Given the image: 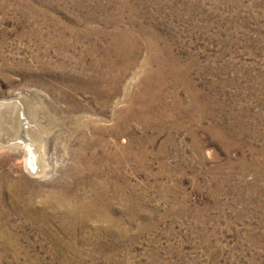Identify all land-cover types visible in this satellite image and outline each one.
<instances>
[{"label":"rangeland","instance_id":"1","mask_svg":"<svg viewBox=\"0 0 264 264\" xmlns=\"http://www.w3.org/2000/svg\"><path fill=\"white\" fill-rule=\"evenodd\" d=\"M87 77L120 102L103 111L73 88ZM139 91L151 122L116 131ZM13 99L46 173L0 137V264H264V0H0V101ZM91 136L106 144L80 162Z\"/></svg>","mask_w":264,"mask_h":264},{"label":"bare ground","instance_id":"2","mask_svg":"<svg viewBox=\"0 0 264 264\" xmlns=\"http://www.w3.org/2000/svg\"><path fill=\"white\" fill-rule=\"evenodd\" d=\"M74 27H76V26H74ZM130 30H131V28H130ZM101 40H103V39H101ZM126 40L127 39H125V38H124V40H118V42L121 41L120 45L115 48V53H116L115 62L118 63L120 61L125 60V58L127 59L126 64H124V70L125 71L136 60V52H133V53L131 52V54L128 53V51H129V48H128L129 42H127ZM132 41H134V46L138 50V48H139V44L137 42L138 40L135 39V37H133ZM108 53H109L108 49L102 51L101 59L103 60V62H105V58H106V55ZM154 58H155V56L153 55V59ZM96 68H97V66H96ZM84 81H85V83L77 81L74 84L73 88L75 90L76 89H81V90H85L87 92L92 93L94 98H95V100L101 106L103 111H105L106 108H108L111 104L117 103L119 101L120 97L118 96V94H119L118 87L111 86V87H107L105 89L101 88L102 84L107 83L105 78L103 79L101 77H87L86 80H84ZM126 90H128V89H126ZM126 98H128V97H126ZM152 100H153V98L151 97V95L146 94L144 91H139L138 94H136L133 97V99L131 100V102L129 104V107H127L126 109L122 110L123 112L118 114L114 129L117 131L119 128H125V126H128L129 121L131 119H137L138 121H141L144 125H148L151 122V117L153 116V113L155 111L154 110V103H153ZM68 101H69L70 108H75V107L78 106V101H76L75 99H69ZM88 117H90V116H88ZM88 119H90V118H88ZM83 121H85V120H83ZM81 123H82V121H81ZM88 124L90 126V123H88L87 121H85V123L83 122V126H85V127ZM33 129L28 123V120H27V117H26V110H25L24 102H22L19 99L2 100V101H0V137L3 138L5 141H7L6 142L7 144L9 143L10 145H17V146L23 147L24 148V158H25V161H26L25 163L27 165V169H28L29 173H31V175H34V176H40V175L46 173V168L44 166H42L43 164H41V161H40L41 158H43V157H41L42 156L41 151L36 147L38 144L35 145L36 144L35 141L38 140V139L40 140L41 134L39 132H36V130H33ZM107 131L108 130L104 129L102 132L104 133V132H107ZM135 139H136V137H135ZM86 140L87 141L85 143L81 144L80 147H79L80 155H79L78 161H80V162H81V160L83 162H87L88 160L90 161L91 159L96 158L98 156L96 151H93L91 153L90 157H87V155L85 154V151H84L87 147H90V148L91 147H95V148L98 147V148H100L104 144H106V141H104L102 139H99L97 137H93V136L87 137ZM126 140H127V138L124 137V141H126ZM39 148H40V146H39ZM89 171L90 172H95L96 169H95V167L90 166L89 167ZM4 182L2 181V183H4ZM20 183H25L27 185L28 182L24 178L23 179L20 178V180L15 181V184H14L15 188L10 193L11 194L10 195V197H11L10 200H12L14 206L19 204V206L21 207V205H20L21 201L19 199V195H22L21 192H23V191L22 190L18 191ZM0 190H2V189H0ZM0 193H1V191H0ZM55 193L58 195V197H60V199H65L64 201L66 202L67 209L69 210V212H78L79 209L82 210V209L86 208V206L82 202H78V203H75V204L70 203L71 200H69L68 194H66L65 197H63L62 193H61V190H57ZM102 199H103V202H104V209H105L106 215L108 217H110L109 216V212H110L109 211L110 210L109 209V203H108V201L106 200L105 197H102ZM82 211H84V210H82ZM33 213H35L34 215L36 216L37 219H39L40 212L38 213V217L36 215V211H34ZM41 219H42V216H41ZM4 243L6 244V242H4ZM6 252H8V251H6ZM9 254H11V253L9 252ZM6 262L8 264H15L14 261H11L10 259L8 260L7 258H6ZM26 264H30V263L28 262Z\"/></svg>","mask_w":264,"mask_h":264}]
</instances>
